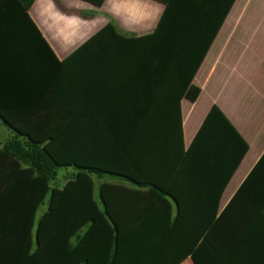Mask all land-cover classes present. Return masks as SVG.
Listing matches in <instances>:
<instances>
[{
	"label": "crops",
	"instance_id": "1",
	"mask_svg": "<svg viewBox=\"0 0 264 264\" xmlns=\"http://www.w3.org/2000/svg\"><path fill=\"white\" fill-rule=\"evenodd\" d=\"M95 1L33 0L27 16L53 58L43 55L38 42L39 51L26 55L20 67L23 102L56 124L130 126L135 180L93 178V196L100 183L115 185L116 206L163 223L203 220L200 207L213 203V190L189 178L182 154L214 107L247 147L219 194L218 215L264 152V0H233L229 9L230 0ZM156 30L189 34L178 41L167 33L149 38ZM214 30L189 82L199 92L189 101L188 74L170 64L181 57L157 47L202 44L201 33ZM0 126V152L14 138L26 140L1 120ZM18 164L0 155V264H77L70 246L51 241L37 247L34 228L26 245V177L20 171L27 166ZM44 211L43 202L35 221ZM91 245L82 249L89 262L78 264H101L91 261ZM178 264L192 262L186 257Z\"/></svg>",
	"mask_w": 264,
	"mask_h": 264
},
{
	"label": "trees",
	"instance_id": "2",
	"mask_svg": "<svg viewBox=\"0 0 264 264\" xmlns=\"http://www.w3.org/2000/svg\"><path fill=\"white\" fill-rule=\"evenodd\" d=\"M32 2L0 0V120L16 137L26 138L21 142L12 139L0 155L16 167L18 161L27 166L20 171L26 177V188L22 190L26 204L21 211V230L28 236L26 245L30 246L34 228L37 247L51 241L65 250L70 246L71 251H76L77 264L89 262L82 250L88 241L93 247V263L178 264L189 257L192 264H264V152L217 215L219 194L247 147L214 107L182 154L189 178L213 190L209 193L213 203L200 207L203 220L163 223L142 213L129 216L130 209L126 211L114 203L119 193L116 186L106 182L99 184L95 199L93 178L135 180L131 127L56 124L49 121L46 112L30 109L23 102L22 61L39 51L36 42L42 45L46 53L43 55L52 57L27 16ZM216 32L203 31L202 38H197L202 44L177 42L157 47L181 57L170 64L188 74L189 101L199 92L189 82ZM164 33L178 41L185 39L189 31L156 30L148 37L163 38ZM68 169L73 172L68 174ZM60 171L63 183L57 185ZM43 202L45 211L35 221L36 210ZM73 238L76 242L71 246L68 240ZM35 256L36 252L31 257Z\"/></svg>",
	"mask_w": 264,
	"mask_h": 264
},
{
	"label": "rangeland",
	"instance_id": "3",
	"mask_svg": "<svg viewBox=\"0 0 264 264\" xmlns=\"http://www.w3.org/2000/svg\"><path fill=\"white\" fill-rule=\"evenodd\" d=\"M0 127H1V126H0ZM70 170H71V169L67 170L66 172H68V171H70ZM60 173H61V174H59V181H60V184H62V183H63V180H61L60 178H61V176H62L63 173H62L61 171H60ZM94 189H96V188L94 187ZM95 191H96V190H94V193H95Z\"/></svg>",
	"mask_w": 264,
	"mask_h": 264
}]
</instances>
